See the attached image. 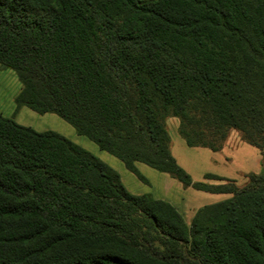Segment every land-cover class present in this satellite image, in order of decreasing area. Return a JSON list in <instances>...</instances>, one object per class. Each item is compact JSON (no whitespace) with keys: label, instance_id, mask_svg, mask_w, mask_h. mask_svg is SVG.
I'll return each mask as SVG.
<instances>
[{"label":"trees","instance_id":"trees-1","mask_svg":"<svg viewBox=\"0 0 264 264\" xmlns=\"http://www.w3.org/2000/svg\"><path fill=\"white\" fill-rule=\"evenodd\" d=\"M0 67L20 84L15 112L57 115L144 183L136 162L230 195L186 223L59 133L0 114V264H264V171L193 181L165 127L212 152L234 130L264 168V0H0Z\"/></svg>","mask_w":264,"mask_h":264},{"label":"rangeland","instance_id":"rangeland-1","mask_svg":"<svg viewBox=\"0 0 264 264\" xmlns=\"http://www.w3.org/2000/svg\"><path fill=\"white\" fill-rule=\"evenodd\" d=\"M20 90V84L13 71L0 67V114L6 117H13L14 98ZM18 111V110H17ZM17 123L27 125L34 130H52L71 142L85 149L107 165L115 169L122 177L123 184L134 194L150 193L156 196L157 189L166 187L171 183L184 189V207L195 213L199 208L208 205V198L211 196L204 192L183 188L179 182L172 179L166 173L158 172L146 165L139 164L144 169H139V173L144 177L146 183L138 180L131 172L126 170L120 160L99 150L96 144L84 136L78 135L72 126L59 118L57 115L47 113L39 115L30 109L23 107L17 114ZM178 120L168 117L165 120V127L170 136V150L177 164L190 176L193 181H202L204 174H212L221 178L233 180L237 187H242L247 183L249 174H258L264 171L262 156L258 149L241 141L239 133L230 130L227 143L225 141L223 149L212 152L207 148H191L185 145L184 140L177 131ZM239 142L235 144L234 142ZM240 140V141H239ZM264 154V149L261 151ZM141 168V167H140ZM208 184H219L221 182L207 180ZM170 183V184H168ZM170 187V186H169ZM181 192V191H180ZM183 193H185L183 195ZM186 216V213H184ZM189 223V222H188Z\"/></svg>","mask_w":264,"mask_h":264},{"label":"crops","instance_id":"crops-1","mask_svg":"<svg viewBox=\"0 0 264 264\" xmlns=\"http://www.w3.org/2000/svg\"><path fill=\"white\" fill-rule=\"evenodd\" d=\"M23 107H21V108H19L18 109V111H17V113H16V115L14 116V120H16L15 118H16V116H17V114H18V112L22 109ZM17 123V122H16ZM18 124H20V123H18ZM21 125V124H20ZM23 126H27V125H23ZM28 127H31V126H28ZM31 128H33V127H31ZM34 129V128H33ZM37 131V130H36ZM43 131V130H42ZM175 131H177V128L173 131V132H175ZM168 135H169V133H168ZM229 137V136H228ZM228 137H227V139H228ZM169 138H170V136H169ZM227 139H226V143H227ZM235 141H236V139H235ZM238 141V140H237ZM234 142L236 145L237 144H239V142ZM240 141V140H239ZM242 141V140H241ZM242 142H244V141H242ZM185 143V142H184ZM245 143V142H244ZM171 144V143H170ZM170 144H169V149H170ZM186 145V144H185ZM223 148H225V147H223ZM222 148V149H223ZM170 153H171V150H170ZM171 155H172V153H171ZM173 156V155H172ZM173 158H174V156H173ZM122 163V162H121ZM139 164L140 163H138V162H136L135 163V167H136V169L138 170V172H139V169H144V168H142V166H139ZM142 164V163H141ZM144 165V164H143ZM124 166V165H123ZM111 167V166H110ZM141 167V168H140ZM125 168V167H124ZM126 169V168H125ZM115 170V169H114ZM116 171V170H115ZM117 172V171H116ZM118 173V172H117ZM119 174V173H118ZM168 175V174H167ZM120 176V175H119ZM170 177V176H169ZM120 179H121V182H122V177L120 176ZM173 179V178H172ZM175 180V179H174ZM178 182V181H177ZM123 183V182H122ZM168 184H170V183H168ZM124 185V184H123ZM181 185V184H180ZM125 186V185H124ZM170 186V187H169ZM182 186V185H181ZM183 187V186H182ZM125 188L130 192V193H132V194H134L133 192H131L126 186H125ZM184 188V187H183ZM188 188V187H187ZM184 189H179L178 188V186H175L174 184H170V185H167L166 187H163V188H160V190L159 189H157V191H156V196H154V195H152V194H150L154 199H159V200H162V201H165V202H168L169 204H171L173 207H175L176 208V210L181 214V216L183 217V219H184V221L186 222V223H188L190 220H191V218L193 217V215H194V213H193V211H191V209L189 208L188 210L184 207V197L182 196V192H184L183 191ZM181 191V192H180ZM186 192V191H185ZM201 192V191H200ZM187 193V192H186ZM204 193H206V192H204ZM144 194V193H143ZM145 194H148V193H145ZM185 193H183V195H184ZM206 194H209L211 197L210 198H208V200H210V201H208V203H210V204H213V203H217V202H220V201H223V200H225V199H227V198H229L230 197V195L229 194H212V193H206ZM135 195H141V194H135ZM209 205V204H208ZM184 213H186V216L184 215Z\"/></svg>","mask_w":264,"mask_h":264}]
</instances>
